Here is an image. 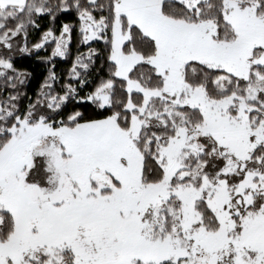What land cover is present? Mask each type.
Masks as SVG:
<instances>
[{"label": "snow or ice", "instance_id": "6c2138e0", "mask_svg": "<svg viewBox=\"0 0 264 264\" xmlns=\"http://www.w3.org/2000/svg\"><path fill=\"white\" fill-rule=\"evenodd\" d=\"M0 264H264V0H0Z\"/></svg>", "mask_w": 264, "mask_h": 264}, {"label": "trees", "instance_id": "16d2710c", "mask_svg": "<svg viewBox=\"0 0 264 264\" xmlns=\"http://www.w3.org/2000/svg\"><path fill=\"white\" fill-rule=\"evenodd\" d=\"M40 54H41V55H44L43 52H41ZM18 63H19V62H18ZM23 63H24V64H28V63H30V61L25 60V61H23ZM56 63H57V66H58L57 70L59 71V69H61V68H65V67L67 66V64L70 63V58H69L67 61L58 58V59L56 60Z\"/></svg>", "mask_w": 264, "mask_h": 264}]
</instances>
